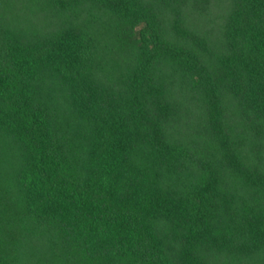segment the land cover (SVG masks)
<instances>
[{
  "label": "trees",
  "instance_id": "1",
  "mask_svg": "<svg viewBox=\"0 0 264 264\" xmlns=\"http://www.w3.org/2000/svg\"><path fill=\"white\" fill-rule=\"evenodd\" d=\"M0 264H264V0H0Z\"/></svg>",
  "mask_w": 264,
  "mask_h": 264
}]
</instances>
